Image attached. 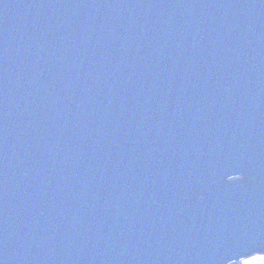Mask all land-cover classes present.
Here are the masks:
<instances>
[{"label": "water", "instance_id": "obj_1", "mask_svg": "<svg viewBox=\"0 0 264 264\" xmlns=\"http://www.w3.org/2000/svg\"><path fill=\"white\" fill-rule=\"evenodd\" d=\"M264 255V0H0V264Z\"/></svg>", "mask_w": 264, "mask_h": 264}, {"label": "rangeland", "instance_id": "obj_2", "mask_svg": "<svg viewBox=\"0 0 264 264\" xmlns=\"http://www.w3.org/2000/svg\"><path fill=\"white\" fill-rule=\"evenodd\" d=\"M242 264H264V255L256 254L241 262Z\"/></svg>", "mask_w": 264, "mask_h": 264}]
</instances>
